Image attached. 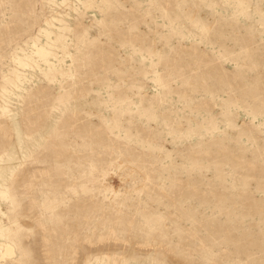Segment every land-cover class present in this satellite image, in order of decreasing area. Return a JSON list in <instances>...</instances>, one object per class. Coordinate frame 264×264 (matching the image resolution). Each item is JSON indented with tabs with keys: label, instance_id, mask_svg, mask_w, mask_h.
<instances>
[{
	"label": "rangeland",
	"instance_id": "374dc122",
	"mask_svg": "<svg viewBox=\"0 0 264 264\" xmlns=\"http://www.w3.org/2000/svg\"><path fill=\"white\" fill-rule=\"evenodd\" d=\"M0 264H264V0H0Z\"/></svg>",
	"mask_w": 264,
	"mask_h": 264
},
{
	"label": "bare ground",
	"instance_id": "6f19581e",
	"mask_svg": "<svg viewBox=\"0 0 264 264\" xmlns=\"http://www.w3.org/2000/svg\"><path fill=\"white\" fill-rule=\"evenodd\" d=\"M6 251H7L8 254H11L12 253V249L9 246L6 247Z\"/></svg>",
	"mask_w": 264,
	"mask_h": 264
}]
</instances>
